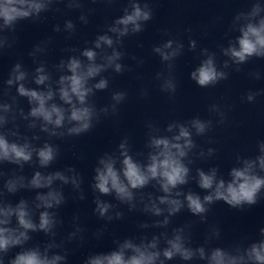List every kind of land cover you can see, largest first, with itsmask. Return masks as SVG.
Masks as SVG:
<instances>
[{
  "label": "clouds",
  "instance_id": "1",
  "mask_svg": "<svg viewBox=\"0 0 264 264\" xmlns=\"http://www.w3.org/2000/svg\"><path fill=\"white\" fill-rule=\"evenodd\" d=\"M97 0H91L96 3ZM111 5L115 0H103ZM80 11L78 21L87 25L89 16L96 9L84 10V0H0V55L11 49L17 42V28L22 21L42 22L44 13L63 10ZM122 15L106 24L105 30L97 34L90 46L82 49L70 47L64 51L72 53L61 58L53 65L55 73L49 70L41 59L47 54L49 37L36 44L28 53L37 66L31 72L23 63L16 62L0 89V166H16L12 174L0 170V264H67V243L83 241L85 231L79 225V217H73L74 230L57 241L58 227L63 224L57 210L67 200L64 186H71L73 199L85 200L82 188L83 177L75 167L63 170L46 171L60 156L59 146L52 139L77 137L90 132L102 118L115 117L128 96L125 91L111 94V103L97 107L93 98L97 92L109 88V79L103 75L111 71L122 74L132 71L121 61L126 53L121 49L124 39L144 31L145 25L153 19L150 0H127ZM77 30L72 19H65L63 26L56 24L55 33L65 32L71 38ZM187 31H191L188 29ZM237 32L234 38L229 33ZM167 35L168 33L165 32ZM227 46L219 45L220 54L226 57L218 63L217 54L207 48H201L200 63L190 72V79L200 88L214 87L229 79L230 69L241 71V65L253 58L264 59V4L254 0L250 9L238 12L225 33ZM89 42H86V44ZM184 43L178 39H167L153 46L152 52L159 56L166 71L155 74L161 92L174 98L178 83L174 76V61L183 54ZM197 42L189 39L188 50L195 52ZM138 65L144 61L133 56ZM255 80L262 79L259 71L248 73ZM30 85H35L32 87ZM15 95H12V89ZM142 97L148 92L142 89ZM264 96V88L249 91L242 101L255 103L257 97ZM18 98H24L28 111L19 106ZM208 112L217 119L215 124L223 125L227 120L226 106L218 103L209 105ZM17 118L26 122L25 127L33 135L21 134L16 124ZM12 124V127H8ZM146 151L133 153L129 140L124 137L115 151L104 152L98 157L93 169L90 185L95 195L94 214L111 222L120 220L124 213L118 205H126L128 211H140L155 217L151 223H141L140 229H165L159 233L115 239V248L109 252L92 253L83 264H167L179 258L184 264L200 261L203 264H264V227L259 229V238L251 242L247 238L228 247L212 246L219 240L221 231L218 226H210L204 237V243L192 246V223L174 227L167 231L171 218L183 210L199 217L200 223L207 222L210 207L223 202L230 208L243 210L245 206L256 205L264 199V140L257 142V155L245 157L237 155L235 166L227 173V178L216 166L207 170L197 167L192 175L195 159H207L215 155L216 149L207 151L199 147L195 137L207 135L214 127L213 119L173 120L161 129L154 122H146ZM47 136L42 144L36 130ZM211 142V141H210ZM25 165L35 170L29 177L19 174ZM194 181L204 194L188 189ZM151 186L155 192H143ZM26 190L35 195L29 200L21 197L16 203L8 199ZM155 193H159L156 195ZM112 196L117 204L101 197ZM33 233H43L48 239L45 243L28 246ZM103 230L94 233L97 239ZM13 249H19L9 257Z\"/></svg>",
  "mask_w": 264,
  "mask_h": 264
}]
</instances>
